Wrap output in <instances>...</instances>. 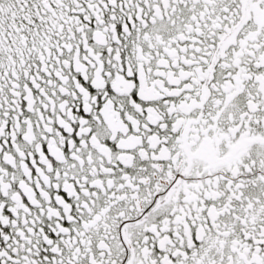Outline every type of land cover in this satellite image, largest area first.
Instances as JSON below:
<instances>
[{
	"label": "snow or ice",
	"instance_id": "obj_1",
	"mask_svg": "<svg viewBox=\"0 0 264 264\" xmlns=\"http://www.w3.org/2000/svg\"><path fill=\"white\" fill-rule=\"evenodd\" d=\"M0 264H264V0H0Z\"/></svg>",
	"mask_w": 264,
	"mask_h": 264
}]
</instances>
